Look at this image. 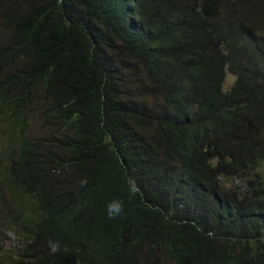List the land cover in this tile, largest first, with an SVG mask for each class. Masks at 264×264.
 Here are the masks:
<instances>
[{"label":"trees","instance_id":"1","mask_svg":"<svg viewBox=\"0 0 264 264\" xmlns=\"http://www.w3.org/2000/svg\"><path fill=\"white\" fill-rule=\"evenodd\" d=\"M263 162L264 0H0V264H264Z\"/></svg>","mask_w":264,"mask_h":264},{"label":"clouds","instance_id":"2","mask_svg":"<svg viewBox=\"0 0 264 264\" xmlns=\"http://www.w3.org/2000/svg\"><path fill=\"white\" fill-rule=\"evenodd\" d=\"M129 194L131 196H135L136 193L139 191V186L135 183L133 178H129ZM107 211H108V216L110 219L115 218L116 215H120L123 213V203L120 201H113L110 202L107 205ZM49 250L51 254H55L60 250V245L59 243H53L49 241Z\"/></svg>","mask_w":264,"mask_h":264},{"label":"rangeland","instance_id":"3","mask_svg":"<svg viewBox=\"0 0 264 264\" xmlns=\"http://www.w3.org/2000/svg\"><path fill=\"white\" fill-rule=\"evenodd\" d=\"M233 80H234V77L227 74L226 77H225V85L226 86L231 85V83L233 82ZM263 169H264V162H263ZM229 186H232V185L229 184Z\"/></svg>","mask_w":264,"mask_h":264}]
</instances>
